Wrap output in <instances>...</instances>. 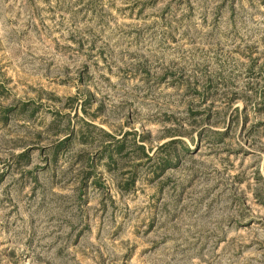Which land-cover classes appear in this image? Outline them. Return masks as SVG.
<instances>
[{
    "label": "rangeland",
    "instance_id": "374dc122",
    "mask_svg": "<svg viewBox=\"0 0 264 264\" xmlns=\"http://www.w3.org/2000/svg\"><path fill=\"white\" fill-rule=\"evenodd\" d=\"M0 264H264V0H0Z\"/></svg>",
    "mask_w": 264,
    "mask_h": 264
},
{
    "label": "trees",
    "instance_id": "16d2710c",
    "mask_svg": "<svg viewBox=\"0 0 264 264\" xmlns=\"http://www.w3.org/2000/svg\"><path fill=\"white\" fill-rule=\"evenodd\" d=\"M189 111V116L191 118H193V120H196L197 115L199 113L194 112L191 108L188 109ZM208 117H206L207 119ZM98 136H104L105 138H109L110 140V145H103L101 147V152H99L100 156H103L106 158V162L108 164V166H113L114 168L118 169L120 167L119 164L120 160H117V157H122L125 158V163L129 164L130 162H132L134 156L133 153L136 154L135 156L137 157V161H142V162H146V161H152L153 162V169H152V174L156 175V176H161L164 174L165 170L167 168H172V167H177L179 165V162L182 161V159L191 156L192 151H190L189 147L185 144H183L181 147H178L177 144L180 142L178 140L172 139L168 142H166L165 144L161 145L160 151H163V155L161 157L157 156H150L148 155V153L145 150L144 145L141 144H134L133 148L131 147V152H126V145L123 142V140L120 139H116L114 135H111L108 132H103V133H99ZM97 136V137H98ZM81 141L82 143H86V137L85 134H81ZM103 137H101L102 140ZM102 142V141H101ZM105 140L102 142L104 143ZM181 143V142H180ZM69 146H71V141L70 140H66L63 143H59L58 145V149L57 151H55V156L57 154L58 151H64L66 150ZM178 147V148H177ZM139 152V153H138ZM115 153V154H114ZM114 154V155H113ZM129 155V157H128ZM138 155H140V158L138 157ZM55 158V157H54ZM144 160V161H143ZM93 157L92 156H87L86 154H77L76 156V162L83 164V163H88V166L91 168V171L85 172L83 174V177H89L91 174H95L94 169L92 168V164H93ZM91 164V165H90ZM134 171H131V173L133 174ZM130 173V174H131ZM125 175V173H124ZM95 183L96 184H101L98 181V178H95ZM116 180V179H115ZM117 184V186H121L119 181L116 180L115 182ZM133 185L132 183V179L129 181V183L125 184L122 188L120 187V191H127L129 190V188Z\"/></svg>",
    "mask_w": 264,
    "mask_h": 264
}]
</instances>
